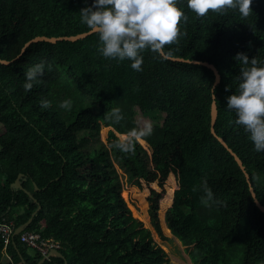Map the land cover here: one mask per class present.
Masks as SVG:
<instances>
[{"label":"trees","instance_id":"trees-1","mask_svg":"<svg viewBox=\"0 0 264 264\" xmlns=\"http://www.w3.org/2000/svg\"><path fill=\"white\" fill-rule=\"evenodd\" d=\"M177 4L187 19L178 23L177 40L164 46L171 55L145 49L136 71L127 59L101 56L95 33L35 42L16 58L35 37L89 31L79 22L84 0H0V223L20 228L7 243L0 234V264L42 262L20 241L23 232L60 244V257L43 264H171L153 234L167 241L164 228L180 240L191 264L264 261V211L251 192L264 206V187L252 177V170L264 175V153L253 149L224 99L238 83L235 54L264 58V0H251L252 12L243 18L232 9L197 16L185 0ZM169 57L208 62L220 83L214 87L210 69ZM41 61L40 82L26 91L24 72ZM213 94L215 133L239 155L251 184L211 132ZM64 99L71 100L69 109L59 106ZM113 108L120 110L118 121ZM145 123L151 133L134 135ZM88 136L100 137L106 150L83 149ZM122 140L127 150L116 147ZM107 151L134 180L126 194L115 184ZM201 181L220 203L201 204Z\"/></svg>","mask_w":264,"mask_h":264},{"label":"clouds","instance_id":"clouds-1","mask_svg":"<svg viewBox=\"0 0 264 264\" xmlns=\"http://www.w3.org/2000/svg\"><path fill=\"white\" fill-rule=\"evenodd\" d=\"M185 3L197 16H203L209 10L223 12L232 9L243 18L252 12L251 0H185ZM84 4L78 10L79 22L96 34L98 53L118 62L127 59L136 71L142 70L145 49L161 58L171 55V50H165L164 46L177 40L178 23L187 19L177 0H91L90 4L84 0ZM233 59L239 61L241 67L236 77V89L224 98L225 107L234 113V123L247 133L253 149L264 153V58H250L244 52H237ZM43 72L42 61L28 66L23 88L27 91L34 82L39 83ZM40 103L42 107L49 105L46 99ZM59 106L69 109L71 100L64 99ZM111 117L116 121L121 118L119 108L112 109ZM150 133L151 125L145 123L139 133L133 134L144 136ZM116 147L127 150L130 145L122 140L116 142ZM200 190V202L205 207L220 203L214 199L206 181H201Z\"/></svg>","mask_w":264,"mask_h":264},{"label":"rangeland","instance_id":"rangeland-1","mask_svg":"<svg viewBox=\"0 0 264 264\" xmlns=\"http://www.w3.org/2000/svg\"><path fill=\"white\" fill-rule=\"evenodd\" d=\"M3 133V128L0 126V135ZM82 148L85 150H89L92 148L97 149H105L106 147L104 145L103 140L100 137L97 136H88L87 141L85 144H82ZM108 157L111 161V171L112 175L115 181V184L117 185L119 190H123L126 194V191L128 188L135 185L134 180L131 178L130 171L126 167L125 163L117 157V155L112 151H107ZM252 177L257 187L263 188L264 187V175L257 173L255 170H252ZM169 184L173 185V182L170 181ZM171 185L169 189L171 188ZM172 190V189H170ZM136 196L137 193L135 192ZM135 194L133 195L134 199H136ZM128 201V205L130 208L134 211H136V205L132 202ZM137 202V201H136ZM137 206L140 209V213L142 215V218L147 222L149 225V220L146 215V209L143 204L140 202H137ZM163 216V215H162ZM161 216V218H163ZM151 227V226H150ZM153 231V230H152ZM154 237L158 240V242L164 246V249L167 251L169 259L171 264H191L189 259L187 258L186 253L183 250V246L180 242V240L176 237H173L171 233L164 228V234L166 236H169L167 241H162L159 239V237L156 235V233L153 231ZM171 235V236H170ZM30 254H33V252H30Z\"/></svg>","mask_w":264,"mask_h":264},{"label":"water","instance_id":"water-1","mask_svg":"<svg viewBox=\"0 0 264 264\" xmlns=\"http://www.w3.org/2000/svg\"><path fill=\"white\" fill-rule=\"evenodd\" d=\"M94 32H91V31H87V32H84V33H80V34H77V35H74V36H63V37H59V38H47V37H44V36H40V37H35L33 38L32 40H30L29 42H26L21 50H20V53L16 56V58H18L24 51L27 47H29L31 44L35 43V42H39V41H47V42H52V43H56L57 41H61V40H68V41H75L77 39H80V38H84L86 37L87 35H90ZM173 60H176V61H181V62H188V64H193V65H201V66H204L208 69H210L211 71H213L216 75V82H215V85L214 87H216L219 83H220V75H219V72L217 71V69L213 66V65H210L208 64V62H205V61H198V60H190V59H185V58H175V57H169ZM3 65H8L9 64V61H5V60H2L1 61ZM217 117H218V110H217V105L216 103L214 102L213 105H211V132H213V134H215V136L217 138H219V140L221 142L224 143L225 146L228 147V144L226 143V141L221 138V137H218L217 134L215 133V124H216V121H217ZM229 150L231 151V153L234 155L236 161L238 162L239 166L241 167V169L243 170L248 182L251 184V177L249 175V173L247 172L244 164H243V161L239 158V155H237L236 152H234L230 147H228ZM251 192H252V196L254 198V201L256 203V205L260 208L261 211H264V206H262L256 199L255 197V193L251 187ZM60 257V254L58 255ZM44 262H46V259L44 258L42 260V262L40 264H43Z\"/></svg>","mask_w":264,"mask_h":264},{"label":"built area","instance_id":"built-area-1","mask_svg":"<svg viewBox=\"0 0 264 264\" xmlns=\"http://www.w3.org/2000/svg\"><path fill=\"white\" fill-rule=\"evenodd\" d=\"M19 230L20 228L15 230L10 224L0 223V234L4 237L6 243L13 232H17ZM19 238L21 242L27 245V247L38 251L45 259L50 260L51 258L57 257L59 255L60 244L53 241L44 240L37 233L23 232Z\"/></svg>","mask_w":264,"mask_h":264}]
</instances>
